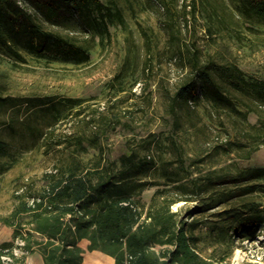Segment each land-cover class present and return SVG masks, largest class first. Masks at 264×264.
I'll use <instances>...</instances> for the list:
<instances>
[{
  "label": "trees",
  "instance_id": "16d2710c",
  "mask_svg": "<svg viewBox=\"0 0 264 264\" xmlns=\"http://www.w3.org/2000/svg\"><path fill=\"white\" fill-rule=\"evenodd\" d=\"M198 1H192L189 11L193 16ZM229 1L225 19L216 17L223 25H235L231 29L235 33L241 35L238 27L245 23L264 22V0ZM178 2L157 0L175 38L179 19L187 14L182 11L181 15ZM181 7L186 10L187 4ZM209 17L212 21L206 28L214 35L217 21ZM126 21L125 10L116 0H0V62L22 66L34 58L81 65L90 60L91 41L99 37L101 44L108 45L113 39L111 27L126 25ZM144 34L151 52L152 36L147 31ZM184 44V49L169 56L189 67L183 83L173 93L167 90L172 131L166 140L155 132L143 139L148 149L156 146L157 157L141 154L134 144L117 158H111L105 148V140L119 126L134 129L133 120H124L132 110L120 104V94L143 96L146 102L137 107L146 114L154 108V92L149 90L154 69L151 57L142 70L137 57L125 58L122 69L107 83L104 108L101 100L68 95L48 96L32 109L38 120L29 125L35 144L46 152L58 148L61 154L56 168L44 174L41 190L31 199L22 198L11 215L0 216V221L15 228L14 240L0 244V264H27L25 255L14 252L18 239L25 241V251L40 252L43 264H82L84 250L79 242L86 238L89 250L111 255L114 264H225L238 237H256L257 230L264 228V166H244L232 160L205 167L220 149L229 154L236 150L239 157L249 159L264 144L262 105L258 109L246 100L264 102V78L248 74L238 63L203 61L200 49ZM140 82L144 86L138 95L133 88ZM201 101L211 102L217 113L236 115L247 140H228L205 154L190 155L178 128L182 116L193 115ZM17 104L16 96L0 94L2 109ZM253 110L258 112L259 124L249 122ZM72 117L79 127L57 133ZM13 123L10 126L15 129ZM90 149L98 154L85 159ZM167 151L173 156L167 158ZM23 155L0 137V174L22 161ZM155 185L150 202L141 201L143 191ZM184 201L193 206L185 211L173 209V204ZM24 214H30L28 229L20 222ZM207 249H211L208 255ZM3 255L12 261L3 260Z\"/></svg>",
  "mask_w": 264,
  "mask_h": 264
},
{
  "label": "rangeland",
  "instance_id": "374dc122",
  "mask_svg": "<svg viewBox=\"0 0 264 264\" xmlns=\"http://www.w3.org/2000/svg\"><path fill=\"white\" fill-rule=\"evenodd\" d=\"M116 1L125 10L127 24L111 27L113 39L106 46L99 42V37L91 41L92 54L89 62L77 65L68 61L46 62L34 58H30L22 66H14L8 61L0 62V94L16 96L18 103L11 109L9 106L5 109L0 107V137L24 153L22 161L15 164L7 173L0 174V216L11 215L22 198L31 199V195L38 193L45 184L44 174L56 168L60 150L57 148L46 152L44 147L39 148V145L35 144V133L29 128L31 123L38 121L32 109L48 96H86L91 102L101 100V108H104V102L109 96L107 83L122 69L125 58L137 57L140 64L138 69L142 70L145 61L151 57L154 69L149 90L154 92L152 105L154 108L147 109L146 114L137 107L146 102L143 96L131 97L126 91L120 94L117 97L121 100L120 104L132 110L126 114L124 120H133L134 129L131 130L127 125L119 126L111 132L109 139L105 140V148L111 158H117L129 145L134 144L141 154L157 157L159 151L156 146L152 144L148 149L143 139L148 138L149 133L155 132L166 140L172 131L171 115L167 114V90L173 93L183 83L189 67L175 63L169 56L173 52L178 53L180 47L184 49L185 42L193 49L197 47L201 50L203 61L212 58L220 63L226 61L238 63L248 74L264 78V22L245 23L238 27L241 29L239 31L241 35L235 33L231 30L235 25L232 23L223 25L219 22L225 19L224 13L229 10L225 5L230 3L229 0H200L196 3L195 16L189 11L192 10L193 0H179L176 3L178 10L180 9L181 15H184L182 11L187 14L179 19L176 38L166 24V11L157 0ZM183 2L187 4L186 10L185 7H181V4L184 6ZM216 10L219 11V15L214 14ZM210 14L217 21L214 35L209 34L206 28L212 21ZM216 16H220V20ZM74 17L77 22V15ZM144 31L152 36V53L147 49ZM143 86L144 82L138 83L133 92L139 95ZM246 100L256 108L257 105H262L263 110H260L259 114L264 119V102ZM258 116V112L253 110L248 115L249 122L259 124L261 120ZM12 121L15 129L10 126ZM41 122L40 119L39 123ZM180 122L178 134L184 138L185 147L188 148L190 155L195 156L200 152L205 154L204 152L210 151L213 145L224 144L228 140H247L246 135L242 133L244 129L242 121L237 124L236 115L217 113L211 102L201 101L193 115H183ZM78 127L79 124L72 117L69 122L61 124L56 132L66 134ZM97 154L96 149H90L83 157L91 159ZM172 156L171 151L166 152L167 158ZM232 160L239 161L244 166H264V144L254 151L249 159L239 157L236 150L229 154L226 149H220L219 153L206 161L205 167L226 165ZM157 187L158 185L147 187L141 195V201L149 203ZM192 203L185 201L175 203L173 209L183 208L185 211L193 206ZM29 219L30 214L21 216L23 228H29L30 224H27ZM14 231L13 226L0 221V244L14 240ZM257 231L256 237L248 238L249 235L238 237L236 249L229 262L225 264H264V228L261 227ZM26 252L24 255L29 264H36L41 260L40 252L36 250ZM210 252L211 249H207L205 254L208 255ZM86 253L88 254V251ZM89 261L91 264H104V260L97 256H89Z\"/></svg>",
  "mask_w": 264,
  "mask_h": 264
},
{
  "label": "crops",
  "instance_id": "0c3cea01",
  "mask_svg": "<svg viewBox=\"0 0 264 264\" xmlns=\"http://www.w3.org/2000/svg\"><path fill=\"white\" fill-rule=\"evenodd\" d=\"M89 243H90V240L88 238L82 239L79 242V245L84 250L82 264H91L90 261H89V256H97V257L102 258L104 260V264H114L115 263L114 257H112L111 255L103 252L102 250L101 251L100 250H89L88 249ZM86 251H88V254L86 253ZM40 257H41V260L38 261L36 264H43L42 254L40 255ZM27 264H29V263L27 262Z\"/></svg>",
  "mask_w": 264,
  "mask_h": 264
},
{
  "label": "built area",
  "instance_id": "2783aa9c",
  "mask_svg": "<svg viewBox=\"0 0 264 264\" xmlns=\"http://www.w3.org/2000/svg\"><path fill=\"white\" fill-rule=\"evenodd\" d=\"M25 244V241L23 239H18L17 240V246L14 249V252L18 255H24L27 252L22 248V246ZM3 260L5 261H12L11 256L9 255H3Z\"/></svg>",
  "mask_w": 264,
  "mask_h": 264
}]
</instances>
